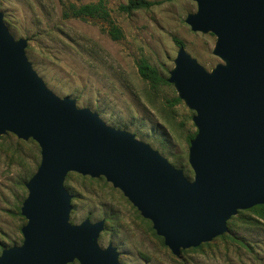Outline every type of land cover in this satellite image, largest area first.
Masks as SVG:
<instances>
[{
  "label": "water",
  "instance_id": "obj_1",
  "mask_svg": "<svg viewBox=\"0 0 264 264\" xmlns=\"http://www.w3.org/2000/svg\"><path fill=\"white\" fill-rule=\"evenodd\" d=\"M191 31L215 36L205 69L179 46L167 82L193 111L196 127L185 177L157 150L96 112L59 97L33 69L26 39H15L0 12V136L32 139L40 162L25 183L22 242L0 264H120L98 243L104 220L69 221V172L103 177L121 191L178 257L227 232L237 211L264 205V0H192Z\"/></svg>",
  "mask_w": 264,
  "mask_h": 264
},
{
  "label": "rangeland",
  "instance_id": "obj_2",
  "mask_svg": "<svg viewBox=\"0 0 264 264\" xmlns=\"http://www.w3.org/2000/svg\"><path fill=\"white\" fill-rule=\"evenodd\" d=\"M98 0H0V12L15 39H26L25 54L45 85L59 97L75 99L77 107L96 112L109 126L126 130L193 178L188 161L189 137L196 132L193 111L176 102L170 83L155 86L137 71L145 59L167 79L178 44L205 69L221 62L212 54L215 36L191 31L184 19L196 12L192 0H147L148 8L129 13L128 0H105L108 20L64 17L68 5ZM119 40L107 33L111 24ZM40 162V148L12 133L0 136V252L22 242L26 220L20 207L25 183ZM64 186L71 195L69 221L104 220L98 238L112 244L120 264H264V218L249 209L227 221V232L176 257L156 235L149 220L103 177L69 172ZM69 264H79L73 261Z\"/></svg>",
  "mask_w": 264,
  "mask_h": 264
},
{
  "label": "trees",
  "instance_id": "obj_3",
  "mask_svg": "<svg viewBox=\"0 0 264 264\" xmlns=\"http://www.w3.org/2000/svg\"><path fill=\"white\" fill-rule=\"evenodd\" d=\"M153 4L154 2L147 0H128L127 4L120 6V10L129 13L139 8H148ZM63 16L66 18L74 17L81 19L99 18L106 21L109 18V13L106 9L105 0H98L95 3H88L82 5L70 4L68 5L67 9L63 12ZM107 33L112 40H119L122 37L121 30L112 24L108 28ZM174 41L176 44H178V46L183 45L181 41L177 39H174ZM137 71L139 76L143 80L148 81L153 86L159 83H167V79L160 76L157 69L151 66L145 59L139 60L137 64ZM175 101L179 102L181 100L176 97ZM195 133L190 135L189 141L194 137ZM250 210L255 211L259 216L264 218V205L253 206L250 208Z\"/></svg>",
  "mask_w": 264,
  "mask_h": 264
}]
</instances>
